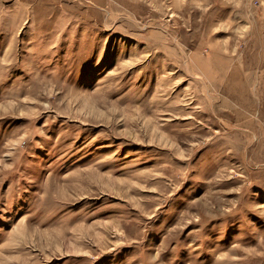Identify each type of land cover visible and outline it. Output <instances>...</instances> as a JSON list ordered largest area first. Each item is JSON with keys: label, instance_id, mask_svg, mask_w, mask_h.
Segmentation results:
<instances>
[{"label": "rangeland", "instance_id": "1", "mask_svg": "<svg viewBox=\"0 0 264 264\" xmlns=\"http://www.w3.org/2000/svg\"><path fill=\"white\" fill-rule=\"evenodd\" d=\"M0 264H264V0H0Z\"/></svg>", "mask_w": 264, "mask_h": 264}]
</instances>
